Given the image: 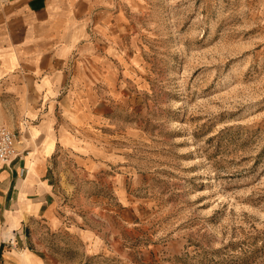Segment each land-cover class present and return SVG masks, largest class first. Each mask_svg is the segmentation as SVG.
<instances>
[{"label": "rangeland", "instance_id": "374dc122", "mask_svg": "<svg viewBox=\"0 0 264 264\" xmlns=\"http://www.w3.org/2000/svg\"><path fill=\"white\" fill-rule=\"evenodd\" d=\"M107 10L102 157L56 164L62 213L92 236L48 241L69 264H264V0Z\"/></svg>", "mask_w": 264, "mask_h": 264}, {"label": "crops", "instance_id": "0c3cea01", "mask_svg": "<svg viewBox=\"0 0 264 264\" xmlns=\"http://www.w3.org/2000/svg\"><path fill=\"white\" fill-rule=\"evenodd\" d=\"M112 1L1 0L0 126L17 132L25 146L16 149L28 152L0 164V238L8 227L3 238L12 244L6 264H19L15 251L29 253L28 263L69 264L48 232L75 234L84 243L92 236L62 213L56 164L73 157L89 167L102 157L90 132L100 133L108 118L93 79L115 74L100 51Z\"/></svg>", "mask_w": 264, "mask_h": 264}, {"label": "built area", "instance_id": "2783aa9c", "mask_svg": "<svg viewBox=\"0 0 264 264\" xmlns=\"http://www.w3.org/2000/svg\"><path fill=\"white\" fill-rule=\"evenodd\" d=\"M17 144L25 145V141L21 142L19 135L14 130L0 126V164L9 165L11 161L22 153H28L25 149L19 152L16 149ZM27 169H21V174H26Z\"/></svg>", "mask_w": 264, "mask_h": 264}, {"label": "bare ground", "instance_id": "6f19581e", "mask_svg": "<svg viewBox=\"0 0 264 264\" xmlns=\"http://www.w3.org/2000/svg\"><path fill=\"white\" fill-rule=\"evenodd\" d=\"M30 169L33 170V168L30 166V167H28L27 171L29 172ZM2 234H3L4 237H7L10 234L9 228L8 227H4L3 231H2ZM15 254H16L17 258H18L19 264H33V263H28L27 260L31 259V258L30 257H23L21 252L15 251Z\"/></svg>", "mask_w": 264, "mask_h": 264}]
</instances>
